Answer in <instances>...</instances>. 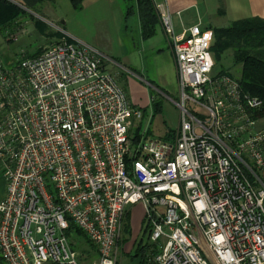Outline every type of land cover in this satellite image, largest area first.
<instances>
[{
	"label": "built area",
	"instance_id": "built-area-1",
	"mask_svg": "<svg viewBox=\"0 0 264 264\" xmlns=\"http://www.w3.org/2000/svg\"><path fill=\"white\" fill-rule=\"evenodd\" d=\"M151 1L177 78L178 100L149 84L150 107L158 95L179 109L168 139L149 136L152 115L108 69L120 65L90 45L63 36L34 56L0 54L2 264H118L136 204L148 264H264L262 102L215 70L212 30L176 34L165 1Z\"/></svg>",
	"mask_w": 264,
	"mask_h": 264
},
{
	"label": "crops",
	"instance_id": "crops-1",
	"mask_svg": "<svg viewBox=\"0 0 264 264\" xmlns=\"http://www.w3.org/2000/svg\"><path fill=\"white\" fill-rule=\"evenodd\" d=\"M7 1L23 3L22 0ZM164 1L172 14L176 34L197 23L213 30L245 18L264 19V0ZM124 4L125 0H81V8L76 10L70 0H44L37 4L36 13L54 27L61 25L59 29L67 38L90 45L114 59L120 65L114 67L119 75L117 79L123 83L130 101L135 106L148 105L151 108L149 84L166 95L176 89L173 54L160 24L156 25L154 35L142 38L137 16H125ZM113 43L116 44L115 50L111 47ZM1 184L0 198L5 192L4 180ZM128 215L130 233L139 234L142 207H138L132 218L130 212Z\"/></svg>",
	"mask_w": 264,
	"mask_h": 264
},
{
	"label": "rangeland",
	"instance_id": "rangeland-1",
	"mask_svg": "<svg viewBox=\"0 0 264 264\" xmlns=\"http://www.w3.org/2000/svg\"><path fill=\"white\" fill-rule=\"evenodd\" d=\"M17 5V4H15ZM37 5L33 9H29L24 5H17L19 8L18 15L12 19L7 25H0V54L6 62L14 61L19 59L22 55H32L38 51L43 46L50 44L54 41L59 40L64 36V33L58 27H54L50 23L44 22L40 19L36 13ZM39 22L38 29L36 23ZM22 25V27H20ZM10 30L15 32L14 36L18 37L17 41H7L5 32ZM26 31L27 34H23ZM112 49H116V44H112ZM219 58H216V53L213 52V57L215 61V70L219 71L222 69H227L234 77H240V65H234L232 61V51L224 50L219 54ZM115 66H108V69L116 76ZM118 80V79H117ZM121 82V81H120ZM123 87V83H120ZM154 87V86H153ZM125 89V88H124ZM153 89V88H151ZM153 91H155L153 89ZM155 94V93H154ZM169 97L174 100H178L177 86L175 91L169 93ZM157 100L161 104V109L155 114L152 113L148 105H142L141 108H146L147 113L151 116V121L149 124V136L153 138H165L168 133L175 131L179 125V109L176 105L165 96H158ZM148 107V108H147ZM146 121H142V129H144ZM134 125H136L134 123ZM3 178L0 175V188L2 186L1 182ZM140 204H136L130 208L131 218L136 214V211ZM140 211V208H139ZM129 214V213H128ZM128 215H126L124 228L119 241V251H118V264H139L140 257H134L137 246L140 243L141 247L147 248L142 245L145 234L140 230L139 234L126 233V222H128ZM132 225V219H131ZM69 239L73 246L80 249L84 254L90 253L87 256V262H91L95 259V253L93 248L88 243V241L81 235L76 229L71 230ZM139 246V247H140Z\"/></svg>",
	"mask_w": 264,
	"mask_h": 264
},
{
	"label": "trees",
	"instance_id": "trees-1",
	"mask_svg": "<svg viewBox=\"0 0 264 264\" xmlns=\"http://www.w3.org/2000/svg\"><path fill=\"white\" fill-rule=\"evenodd\" d=\"M43 1L44 0H22V5L29 9H33L35 5ZM70 2L76 10L81 8V0H70ZM124 5L125 16L132 14L137 16L142 38H148L154 35L155 27L158 25L159 20L152 1L125 0ZM18 11L19 8L14 3L7 0H0V25H7L12 22V19L18 15ZM38 26L39 22L36 23L37 29ZM212 32L214 36V43L211 48L212 54L215 52L216 58H219V54L222 51H232L233 64L240 65L241 67L240 77L237 78L240 88L243 93L257 98L262 102V106L257 115L264 116V19L260 17H250L236 20L225 27L213 28ZM39 51L40 49L28 56H34L38 54ZM219 71L231 74L227 69L221 68ZM154 93L155 92L150 88L151 97L154 96ZM160 109L161 104L157 99H154L151 102L152 113L155 114L159 112ZM142 111L146 112V109H142ZM171 133H168L167 136L162 139H168ZM73 229H76L79 234L84 237L83 233L72 224H70L66 232L68 237ZM125 229L126 233H130L128 222H126ZM138 244L134 257H140L139 264H148L146 248L141 247L140 243ZM0 264H2L1 261Z\"/></svg>",
	"mask_w": 264,
	"mask_h": 264
}]
</instances>
